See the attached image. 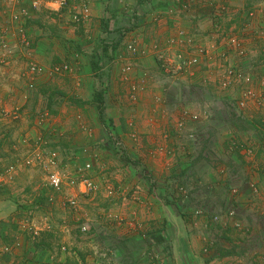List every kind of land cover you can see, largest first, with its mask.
Masks as SVG:
<instances>
[{
	"label": "rangeland",
	"instance_id": "rangeland-1",
	"mask_svg": "<svg viewBox=\"0 0 264 264\" xmlns=\"http://www.w3.org/2000/svg\"><path fill=\"white\" fill-rule=\"evenodd\" d=\"M196 1L136 22L95 16L94 0H0V264H112L113 243L127 264L146 245L166 264L181 239L264 249V102L237 105L246 74L261 93L264 0ZM157 219L161 249L142 233Z\"/></svg>",
	"mask_w": 264,
	"mask_h": 264
},
{
	"label": "crops",
	"instance_id": "crops-1",
	"mask_svg": "<svg viewBox=\"0 0 264 264\" xmlns=\"http://www.w3.org/2000/svg\"><path fill=\"white\" fill-rule=\"evenodd\" d=\"M165 1L167 2L168 0H132V1L130 0H108V1H104L105 3L103 2V0H94L93 6L95 7V9L93 10V14L95 16L107 17L109 18V21H112L113 20L112 18L114 16L115 18L120 17L122 19H127L129 17V19L131 20L135 19V21L137 22V21H142V19L138 17H141L145 13V11L151 10L152 8H156L157 6L162 5L164 3L166 4ZM108 2L109 4H113V9L112 11H110V13L107 11V8L109 7L107 6L106 8L105 6V4ZM130 3L133 5H131ZM195 4L203 5V2L201 0H197ZM104 8L106 9L104 10ZM136 182H139L140 184H144V181L140 177H139V180L132 179L130 183L132 185V184H135ZM142 199L146 200V197H143ZM145 214L147 218H151L152 216L151 214L153 213H145ZM163 222L161 221L160 223V221L157 219L156 221H153V222H147L144 225L146 226V229H144L142 233L146 236V239L150 240V242H155L156 243L155 245H158L157 243L159 242V238L157 237V239L154 240L151 234L152 233L153 235L156 234L155 236L161 235V238H162L165 233ZM130 228L131 229L129 232V237L138 238V235L140 234L136 233L133 227H130ZM129 241H131V239L128 240L127 244L129 243ZM174 242L175 240L173 239V243ZM95 243L98 244V242H96L95 239H91L90 241L91 248H96ZM121 244L122 243H113L110 248L111 253L109 254V258L112 259V264H127V260L123 259L124 255H122L123 249L120 246ZM147 247L149 248V246L147 245L145 248L144 247L141 248V251H143L142 254L144 253L143 254L144 256H142L140 260L136 262L134 261L132 264L147 263V261L149 262L150 259L148 260L149 258L148 254H149L150 249H148ZM158 247H160L159 249H161L160 245H158ZM171 249H172L173 256L172 258H167L168 263L166 264H182V263L183 264H204V262H201V260L202 259L205 260V258L208 259L209 264H263L261 260H264V249L263 248H258L257 251L256 250L248 251L245 248H241V250L237 249L236 252H230V251L223 250L224 251L223 256L218 255L217 253L215 255L214 254L209 255L208 253L202 252L197 247H193V243L188 244L187 240L181 239L180 243L178 245H174V247H172ZM180 252L183 253V256L180 255ZM208 252L210 253L211 250ZM20 253L21 252L18 251V254ZM213 253H214V250H213ZM2 257H3L2 258L3 264H10L11 258L5 255ZM187 259H188V262H186ZM85 260H88L90 264H94L98 262V259H96V257H95V262L93 261L94 257L89 258V256H86ZM107 260H105V262H108ZM15 264H18V263H15Z\"/></svg>",
	"mask_w": 264,
	"mask_h": 264
},
{
	"label": "built area",
	"instance_id": "built-area-1",
	"mask_svg": "<svg viewBox=\"0 0 264 264\" xmlns=\"http://www.w3.org/2000/svg\"><path fill=\"white\" fill-rule=\"evenodd\" d=\"M14 18H18V16H14ZM125 33V32H124ZM230 41L233 43V42H236V39L235 38H231ZM130 49V52L131 53H134L136 50H137V47L134 46V45H129L128 47ZM189 65H193L195 62H196V58L195 57H191L190 59H188L186 61ZM264 67V65H263ZM56 70H59L61 69L62 71H67L69 70V67L67 64H64V65H59L57 67H55ZM130 69V65H126L124 66V71L125 72H128V70ZM31 70L33 72H36V73H39L40 71H42V67H40L39 65L37 64H31ZM251 75L250 74H246L245 76L242 77V81H243V86L245 87V91L244 92V97L240 99V101H238L237 105L239 104L240 106H245L246 103H245V100L248 98V97H254L256 96V100L258 101L259 100V104L263 103L264 102V79L262 78H258L257 79V82L260 84V87L259 89H261V93H255L254 91H252L250 88H248V83L250 82L251 80ZM247 97V98H246ZM246 98V99H244ZM115 145L119 148H121V145L119 143L118 140L115 141ZM51 160H53L55 158V154L52 153V155L50 156ZM85 167L89 168L90 167V164L89 163H86ZM49 182L50 184L54 187V188H59L62 180H61V177L59 176V174L57 172H51L50 175H49ZM83 186L86 187V188H91L92 187V182L88 179H85L84 182H83ZM69 202L71 204H75V201L73 199L69 200ZM81 230L82 232H87L89 227L88 225H81Z\"/></svg>",
	"mask_w": 264,
	"mask_h": 264
},
{
	"label": "trees",
	"instance_id": "trees-1",
	"mask_svg": "<svg viewBox=\"0 0 264 264\" xmlns=\"http://www.w3.org/2000/svg\"><path fill=\"white\" fill-rule=\"evenodd\" d=\"M263 88H264V86H263ZM97 96L98 97H96V100H97V106H98V110L100 111V113H102V111H103V107H102V97H101V93H100V91H98L97 93Z\"/></svg>",
	"mask_w": 264,
	"mask_h": 264
}]
</instances>
